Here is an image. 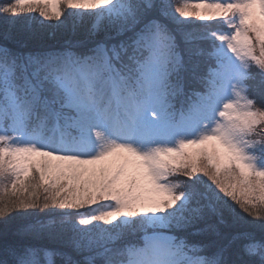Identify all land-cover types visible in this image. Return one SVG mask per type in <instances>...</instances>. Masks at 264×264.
Here are the masks:
<instances>
[{"label":"snow or ice","instance_id":"obj_1","mask_svg":"<svg viewBox=\"0 0 264 264\" xmlns=\"http://www.w3.org/2000/svg\"><path fill=\"white\" fill-rule=\"evenodd\" d=\"M24 13L0 44V220L34 222L0 264H264V0H0Z\"/></svg>","mask_w":264,"mask_h":264},{"label":"trees","instance_id":"obj_2","mask_svg":"<svg viewBox=\"0 0 264 264\" xmlns=\"http://www.w3.org/2000/svg\"><path fill=\"white\" fill-rule=\"evenodd\" d=\"M65 11L68 12L70 10H65ZM69 17H71L70 14H69ZM70 22H71V20H70ZM193 23L199 24L200 22L196 21V22H193ZM34 30L35 29L33 28V25H32L31 26V30H28L27 32L34 31ZM45 33H47V31H45ZM52 34L55 35L52 39H50L48 41H45V40H47L48 35L46 36V38L44 36H42V38H40L37 41L33 42V46H38V45L60 46L66 40L76 39L77 38L76 36H74L72 34L71 31L67 30V25H66V30L64 29V33L57 34V33L54 32ZM17 40H18V38L14 39L12 37H8V36L3 35V34L0 33V44L7 43L9 46H18L17 45ZM255 91H256V93H258L257 96H259L261 94H264V90L256 89ZM236 210L240 214L241 217H244V220L236 222L231 217H228L226 224L221 226V229H220L221 230V238L226 239L232 232L248 229L249 225L247 223H245V221L249 220L250 218L247 217L246 214H244L242 211H240L239 208H237ZM36 215L39 216V217H44V213L43 212H37ZM12 220H14V219L11 218V220L7 221L6 224H5V222L4 223H0V233L7 232L11 236L18 229L23 228L25 225H27L29 223H33L34 222V217H24V218L15 220V221H12ZM65 237L67 238V236H65ZM57 238H59V237H56V239ZM130 239L135 240L136 237L133 236V237H130ZM197 239H200V240L204 241L205 243H210L211 241L217 240L219 238L216 237L214 233L209 232V233H207L205 235L197 237ZM60 240H62V238H60L59 240H56V241H54L52 243L51 241H48V240L45 239L44 243L49 244L51 246L61 247L65 243H63V242L59 243ZM76 258L79 259L80 257H76Z\"/></svg>","mask_w":264,"mask_h":264},{"label":"rangeland","instance_id":"obj_3","mask_svg":"<svg viewBox=\"0 0 264 264\" xmlns=\"http://www.w3.org/2000/svg\"><path fill=\"white\" fill-rule=\"evenodd\" d=\"M172 2L175 5V4L180 3L181 0H172ZM195 2H198V0H195ZM65 10H67V9H65ZM69 14H70V11H68V12L65 11V19L70 22L71 17H69ZM10 19H12L10 16H0V33L3 34V35H6L8 37H12V38L16 39V38H19V36L22 33H27L28 30H31V26L33 25V21H41L42 18L39 17L38 13H24L20 17L17 18L18 19V24L16 25L15 28H12L11 25H6L5 24V20H10ZM193 22H196V21H193ZM50 23L53 24V25L56 24L55 21H52ZM217 23L218 22H214L213 25H216ZM64 29L66 30V25L64 27H62V28L50 27V28L43 29V30H41L39 32L38 39L42 38V36H44L46 38V36L48 35L47 40H45V41H48V40L52 39L55 36L52 33L55 32L57 34H62V33H64ZM45 31H47V33H45ZM253 95L257 96L258 93H256V91L254 90L253 91ZM9 195H10V193H9ZM7 198H8L7 196L4 197L5 200H7ZM24 217H30V216L21 214L19 212H12L5 219L7 221H9L12 218V219H14L12 221H15V220H18V219H21V218H24ZM0 223H4V220H0ZM60 238H62V240H60L59 243H61V242L66 243V241L68 239L66 237H59L57 239L56 238H51V239L45 238V239L48 240V241H51L53 243L54 241L59 240Z\"/></svg>","mask_w":264,"mask_h":264}]
</instances>
